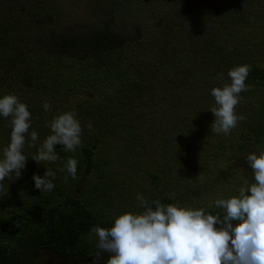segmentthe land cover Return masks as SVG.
<instances>
[{"label":"trees","instance_id":"16d2710c","mask_svg":"<svg viewBox=\"0 0 264 264\" xmlns=\"http://www.w3.org/2000/svg\"><path fill=\"white\" fill-rule=\"evenodd\" d=\"M106 1L127 5L128 0ZM8 2L16 5H12L6 15L0 13V97L3 96L6 80L13 76L12 83L16 88L19 83L29 92L42 91L45 96L43 70L38 62L31 59L30 52L17 50L18 41L16 37H11L16 25L23 23L19 2L0 0V6ZM160 3L163 5L165 0ZM49 7L51 12L45 5L42 7L43 15L50 13L54 19L63 17L56 6ZM91 16L97 17L99 22L88 27L85 34H59L46 38L52 57L58 58L61 53H67L75 59V63L83 58L93 61L79 73L74 82L76 85L65 93L62 92L63 82L72 81L77 68L70 71L55 66L50 73L56 77L50 80V93L51 90L56 93L57 103L64 97L66 100L71 97L77 102L74 112L80 124H88V119L93 121L94 117L97 120L95 125L105 124L113 115L120 123V130L123 131L124 127L125 136H129L127 115L119 121V116L113 113L122 111L133 115V102L138 99L141 109L148 107V102L155 97L147 96L158 89L161 103L165 108L174 109L175 117L166 111L169 119L159 121L165 123L166 128H159L157 135L153 134L160 138L165 159L157 171L147 175L148 188L142 194L150 203L158 199L164 205L179 203L223 216V209L209 207L212 201L208 200L211 188L217 184L224 185L222 180H227L234 170L224 168L223 164L227 167H236L235 163L243 165L247 163L245 157L249 153L257 151L258 146L264 147V0H169L155 25L140 26L136 22L140 35L130 39H118L110 21L117 19L116 16L106 12L103 19L107 18V22H102L103 19L95 14ZM116 44L125 49H115ZM145 59L148 60L146 63ZM44 63L49 64L48 57ZM239 65L251 66L245 81L250 89L240 93V105L245 106L244 119L228 135L211 131L215 117L209 121L200 120L202 125L195 127L198 119L195 110L198 112L200 107L204 110L205 102L211 101L210 107L214 106L211 89L230 83L227 73ZM55 99L48 103L52 105L50 101ZM35 100L40 99L30 95L29 102ZM32 108V113L37 116L31 118L26 139L31 131H36L40 138H46L50 134L47 121L52 118H47L43 108ZM64 108L62 103L59 109L63 111L60 113L71 111ZM157 111V103H153L148 113L152 118L148 120H158L159 117L154 114ZM10 120L0 116V146H3V138L10 139ZM81 137L82 145L77 148L79 158H75L76 155L71 157L78 161L75 179L71 176L65 179L67 172L61 169L70 157L63 146L56 145L59 159L55 163L47 162L56 165L53 171L55 177L48 178L55 185L51 191L41 193L35 187L32 177L36 171H32L22 180L23 189L7 196L0 193V216L5 218L4 235L0 238V264H37V259L44 252L52 254L58 261L66 259L71 264H93L88 261L90 258L107 259L110 253L96 247L98 240L96 237L93 239L95 235H91V229L96 226L111 227L114 217L129 210L136 213L144 210L139 201H128L129 195L136 193L128 189L136 183L133 180L134 184L127 185L128 178L120 182L125 187L112 197L115 201H107L109 189L115 187L113 181L116 180L101 169L102 158H96L101 141L99 138L90 139L83 146L84 137ZM124 146L128 153L135 152L132 143ZM28 147L22 149L27 157L26 163L39 168L36 165L40 164L30 156V153L36 155L38 149L30 151ZM172 151L175 155L167 156ZM221 164L223 167L218 168V172L213 171ZM36 174L44 176L40 170ZM204 174L208 175L206 178L210 175L213 178L201 180ZM111 175L117 176L113 172ZM247 177L249 180H246L252 182L253 177ZM93 179L105 180L98 184ZM8 208L10 212L7 213ZM236 223L234 221L233 225Z\"/></svg>","mask_w":264,"mask_h":264},{"label":"clouds","instance_id":"9594fccd","mask_svg":"<svg viewBox=\"0 0 264 264\" xmlns=\"http://www.w3.org/2000/svg\"><path fill=\"white\" fill-rule=\"evenodd\" d=\"M250 71V65L235 66L227 73L230 83L211 89L215 101L209 109L215 117L213 133L228 135L244 119L236 113V107L240 93L250 89L245 84ZM43 107L49 111L51 105L45 103ZM0 116L11 118L10 143L0 159L3 182L12 173L20 178L25 167L27 157L22 149L31 127V112L16 95L6 94L0 97ZM47 126L50 134L32 156L38 164L59 159L56 145L63 146L66 152H76L82 145L83 128L74 111L58 113ZM87 127L91 129V123ZM38 139V133L31 131L33 143L29 146ZM245 158L252 170V182L245 180L237 195L209 203V207L223 209V216L179 203L164 205L158 199L150 203L137 193L142 212H125L114 217L111 227L91 229V235L98 240L96 247L110 253L106 264H264V147L258 146V154L252 152ZM77 165L75 158L67 160L61 169L67 172L65 179L77 177ZM49 177L54 178L55 172L48 169L43 177L33 175L41 193L54 188ZM234 221L238 222L235 226Z\"/></svg>","mask_w":264,"mask_h":264},{"label":"rangeland","instance_id":"374dc122","mask_svg":"<svg viewBox=\"0 0 264 264\" xmlns=\"http://www.w3.org/2000/svg\"><path fill=\"white\" fill-rule=\"evenodd\" d=\"M161 1L163 0H128L127 6L121 2H118L116 4L108 3L106 0H18V8L19 12L21 13L19 14L23 15L20 16V18L23 20V23L16 25V34L14 33V31H11V37H16V40L18 41L16 44L18 46L17 50L30 52L31 59L35 63L38 62L40 69L43 70L42 74L44 76V81L46 82V94L45 96H43L42 91L29 92L26 87H23L19 83H17V85L20 88H16L15 84L12 83L14 81L13 76L12 78L9 77V79L6 80L2 91L3 95L14 94L19 98L21 102L27 101L26 105L28 106V110L31 112V118H33L34 115V113H32V110H34L32 107L36 106L37 108L42 110V108L44 109L43 103H45V101L48 103L49 100H54L55 98V101H50L53 102L52 105L48 103L51 105V108L49 111H46V114H48L47 118H52L53 116L63 111L59 109V106L62 103H64L65 108H70L71 111H75L74 109L77 102L71 97H69L70 101L66 100V97H64L60 103H57L58 98L56 96V93H53L52 90L50 93V80L52 78H56L54 75H50V73L53 72L55 66L63 70L69 69L70 71L77 68L76 72L74 70L75 73L72 76L73 80H67L66 82H63L62 92L65 93L67 90L69 91V89L76 85L74 82L79 77V73L84 71L85 67H87L88 65L93 64V61L87 58H83L75 63V59L69 57L67 53H61L58 58L52 57V55L50 54V49L48 50L47 48L48 45L46 43V38L59 36V34H63L66 36H76L80 34H85V32L88 30V27H90L92 24H96L97 22H99L97 17L91 16L92 14L97 15L98 18L102 20L106 17V12H108V14H112L117 17V19H112L113 21H110L113 22V30L117 34L118 39H121V37L124 39H130L140 35V32L138 31L139 26L136 24V22L140 26L144 24H149V26L156 24V19L159 15L161 16V13L163 12V9L166 8L169 0H165V3L163 5L160 3ZM138 3L139 5L135 9L134 5ZM12 5H16V3L8 2L3 4L2 7L0 6V13L6 15ZM44 5L46 6V8H48V12H51L49 6H56L58 10L63 13V17L54 19L53 15L50 13L43 15L41 9ZM128 12H132V15L126 16ZM107 21L108 20L106 18L103 19L102 22ZM115 49H125V47H121L120 45L116 44ZM40 51L43 52L46 56L43 53H40ZM46 57H48L49 60V64L47 65H45L44 63ZM147 61L148 60L145 59L144 63H146ZM139 62L141 63L142 60H140ZM95 63H97V60ZM1 78L5 79V77L3 78V76H1ZM198 81L200 82V78H198ZM12 87H15V89H12ZM83 91L86 92L85 89ZM160 94L161 92L158 89H154L153 91H151L147 98H155L150 100L148 102L149 106H145L143 109L140 108L142 106L139 105L138 99L134 101L132 106L133 115L127 114L125 112L123 113L122 111L118 112L117 114L112 112L115 116H119V121L123 120L127 115L128 125H130L129 136H125V134L127 133L125 132L124 127L123 131L120 130V123L118 122L117 118H113V115H111V119H109L108 123H102L99 125H95V121L97 122L95 117L93 121L89 118L88 124L91 123V129L87 127V123H81V126L83 127L82 135L84 137L83 146L90 139H100L101 149H98L96 158H102L100 164V166L102 165L101 169L104 170V173L106 175H109L111 178L117 181H113L115 182V187L109 189L110 192L107 195V201H115L112 197H115L120 190L124 189L125 184H120V182L127 178V185H130L131 182H133V184L134 181L136 182L135 185H131L128 187L131 192H136L133 195H129L128 201H138L136 199V194L144 193L145 188H148V185L146 184L147 175L150 172L157 171L161 167L162 161L165 159V157L163 156L164 148H162L163 145L160 141V138L155 137L153 134L155 132L157 135L156 131H158L159 128H166L165 123L159 122L162 118L169 119V116L167 115V113H165L166 111L168 113L171 112L170 115L173 114V117H175V113L172 112L174 109L164 107V105L160 101ZM30 95L35 98H39L40 100L29 102ZM213 102L215 103L214 100ZM153 103H157L158 111L154 114H157V116L159 117L158 120H156L155 118H153L154 120H148L152 118L148 113L152 110ZM209 103L212 104L211 101ZM209 103L205 102L204 110L203 107H200L198 109V112L197 110H195V113L198 115V119L195 122V127L199 128L202 125V122H200V120L209 121L210 118L214 117L213 113L209 110L211 108ZM241 106L243 107V109L241 108ZM244 109L245 106L240 105L239 103L236 107V113L242 116V114H245ZM34 116H37V114H35ZM144 116L148 118H144ZM207 116L209 118H207ZM10 119L11 118H7L8 121ZM49 121L50 120H48L47 123ZM104 125H106V127H104ZM192 127L193 125H191V128ZM229 137L231 138V135ZM29 138L30 136L26 139L24 148L29 146V144L33 143ZM44 139L45 138L39 137V139L34 142V146L28 147V149L30 151L33 150V148L38 149ZM130 141L135 148V152H129L131 154L128 155L129 153L124 145H131ZM1 143H3V146L6 147L10 143V139L7 138L6 140V138H3ZM3 146H0V159L3 158ZM78 152L79 149H77L76 152L65 153H67L66 155H68L69 157L76 155V157H74L79 158ZM255 152H257L258 154V150ZM193 153H195V150ZM168 155H170V157H173L175 155V152H168L167 156ZM30 156H34V154L30 153ZM111 161H113V165L110 164ZM235 165L236 167L234 165L227 167L226 164H223L224 168H227L228 170L229 168H234V170L232 171V173H229L230 176H228L227 180L220 179L222 180L224 185L221 186L217 184L216 186L211 188L212 192H210L211 195L208 200L213 201L214 199L218 198H227L228 196L233 195V192L234 195H236L238 194V189L243 186L246 178L248 179L247 175H250V177L252 178V170L249 168L248 163H245L243 165H238L235 163ZM36 166H39V168L26 163L25 167L21 169L20 178L16 179L15 173H12L9 177L5 178L3 183L0 182L1 196H7L11 192L14 193L18 189H23L24 182H22V180L28 173L32 171L37 172L38 170H40L44 174L46 169L55 171L54 167L56 165L43 162L40 165ZM223 166L221 164L220 166L216 167L213 171L218 172V168ZM36 172H33V174L37 175ZM111 172L116 173L117 176H112ZM193 174L194 172L192 171V175ZM206 176L208 175L204 174L201 177V180L205 179L207 181L213 178L212 175L207 178ZM93 180L96 183L99 182L100 184H102L105 179H98V181L95 179ZM6 212H10V208H8ZM111 214L112 213H109V215ZM114 214L115 212L112 215ZM4 221L5 218H3V216L1 218L0 216V238L2 237V235H4ZM92 237L93 239L95 238V236ZM61 262L64 264L70 263L66 259L65 261L61 260ZM57 263H59V261L56 260V258L52 254L47 252L42 253V255H40V257L37 259V264Z\"/></svg>","mask_w":264,"mask_h":264},{"label":"flooded vegetation","instance_id":"af4514ba","mask_svg":"<svg viewBox=\"0 0 264 264\" xmlns=\"http://www.w3.org/2000/svg\"><path fill=\"white\" fill-rule=\"evenodd\" d=\"M107 260H108V258L107 259L106 258H101V259H98V261L94 262L93 264H95L97 262H106ZM57 264H64V263H62L61 261H59V263H57ZM65 264H71V263H65Z\"/></svg>","mask_w":264,"mask_h":264},{"label":"water","instance_id":"95a60500","mask_svg":"<svg viewBox=\"0 0 264 264\" xmlns=\"http://www.w3.org/2000/svg\"><path fill=\"white\" fill-rule=\"evenodd\" d=\"M88 261L89 262H96V261H98V259H92V258H90ZM95 264H106V262H97Z\"/></svg>","mask_w":264,"mask_h":264}]
</instances>
